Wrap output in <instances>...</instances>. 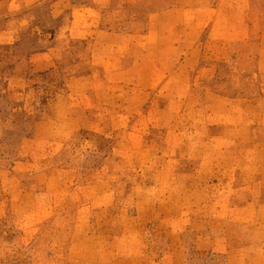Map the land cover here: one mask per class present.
<instances>
[{
    "label": "rangeland",
    "instance_id": "obj_1",
    "mask_svg": "<svg viewBox=\"0 0 264 264\" xmlns=\"http://www.w3.org/2000/svg\"><path fill=\"white\" fill-rule=\"evenodd\" d=\"M0 264H264V0H0Z\"/></svg>",
    "mask_w": 264,
    "mask_h": 264
}]
</instances>
